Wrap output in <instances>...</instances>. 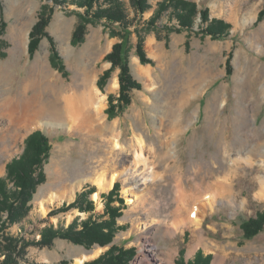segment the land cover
<instances>
[{
	"label": "rangeland",
	"instance_id": "rangeland-1",
	"mask_svg": "<svg viewBox=\"0 0 264 264\" xmlns=\"http://www.w3.org/2000/svg\"><path fill=\"white\" fill-rule=\"evenodd\" d=\"M74 1L0 0V107L2 109L13 95L21 96L30 79L42 76L40 66L36 65L38 60L44 61L46 68L60 78L67 87L65 94L79 90V84L93 76L96 86L106 96L104 114L108 124L116 121L115 133L121 148L115 149L111 138L114 136L109 130L99 136L88 132L87 128L70 131L68 126L60 124L30 128L29 125L38 120L34 118L35 107L26 112L25 119L19 120L18 127L0 109V177L7 174V164L24 153L27 138L33 132L42 131L50 146L39 169L45 180L37 184L27 202L31 207L28 216L5 231L39 240L41 230L49 225L67 226L76 217L83 221L90 215L99 221L108 219L110 205L117 208L119 214L115 220L117 232L111 243L85 246L58 237L51 246H28L27 259L46 264L67 260L68 264H74L78 256L105 248L82 263L85 264L112 245H118L135 250L127 264H140L144 250L154 245L153 264H158L155 259L163 264H168L169 260L172 264H181L194 259L199 251L204 256L211 255L210 264H264V230L246 238L242 228L245 220L264 212V199L256 197L264 166L259 158H254V165L242 161L246 155L243 157V150L237 148L244 133L252 139L251 147L261 139L264 145V17L258 21L260 12L264 11V0H195L199 8H209L210 17L232 24L231 33L225 39L200 32V17L194 29L181 28L171 10L147 27L145 21L153 16L162 0H146L148 7L142 13L131 0H122L132 21L131 33L127 36L129 66L140 83L139 88L128 92L129 102L120 99V68L112 67V62L105 58L125 32L117 25L107 24L105 19L92 20L82 15L85 8ZM100 3L106 5L107 2L101 0ZM43 10L51 16L44 33L38 35L37 48L31 55L30 33ZM80 23L84 26L83 39L74 44L72 37ZM139 33L143 36L147 63L141 61L137 52ZM149 39L155 44L151 48ZM63 47H68V53L63 52ZM138 64L151 65L154 83L141 75ZM109 69L101 88L98 81ZM115 77L119 81L116 89L111 87ZM196 80L203 82L200 90L189 96L177 111L183 93ZM217 94L218 102L221 97L227 99L218 114L214 102ZM51 97L46 94V101ZM217 131H222L221 141L225 144L217 143ZM18 133L20 135L15 137ZM138 135L144 140L143 154L147 163L140 162L133 176L122 175L115 182L114 186L119 185L115 201L108 203L103 197V193H109L114 186L101 192L96 201L92 195L98 188L87 181L75 190V196L57 200L49 205L45 214L41 212L39 201L47 198L52 190L67 189L73 179L90 175L110 161L132 163L139 151ZM164 141L170 143V147L163 145ZM247 145L250 149V143ZM212 153H215L214 163L209 167ZM236 158L241 163L227 181L230 191L227 198L218 200L214 208L199 211L196 215L202 218L200 225L196 224L198 217L192 215L189 226L178 227L176 220L181 218L183 202L177 183L183 180L186 191L195 193L192 186L200 184L204 189L208 180H217L232 169L231 163ZM222 159L223 165L216 169ZM194 167L200 168V174L204 171L195 181ZM203 178L207 180L202 181ZM90 186L94 188L90 193L95 203L93 211L74 207L50 214L64 203L75 201L77 194ZM128 186H136V198L125 193ZM128 196L135 201L129 202ZM6 217V212L0 213V219ZM3 234L0 232V241ZM20 264H25V260H20Z\"/></svg>",
	"mask_w": 264,
	"mask_h": 264
},
{
	"label": "trees",
	"instance_id": "trees-1",
	"mask_svg": "<svg viewBox=\"0 0 264 264\" xmlns=\"http://www.w3.org/2000/svg\"><path fill=\"white\" fill-rule=\"evenodd\" d=\"M55 3H65L67 0H53ZM101 0H75L74 3L79 7H84L85 11L82 15L87 18L105 19L107 24L117 25L125 36L122 40L113 46L111 52L106 55V59L112 62V67L120 68V99L128 101V92L134 88H139L140 83L133 77L129 66L128 59V34L131 33L132 21L128 17L124 3L122 0H103L106 5L100 3ZM138 12L142 13L148 7L146 0H131ZM171 10L172 14L178 20L181 28L194 29L198 17L201 18L199 25L200 32L210 34L216 39H225L231 33L232 24L215 17H210L209 8H199L195 0H162L158 3L157 9L153 16L145 21L148 27L157 23L163 14ZM51 13L41 12L39 20L33 26L30 33L29 52L32 55L38 45V35L44 33V27L48 24ZM264 17V11H261L258 21ZM176 28V27H174ZM84 34V26L80 23L73 34L72 42L78 44L82 41ZM143 36L139 33L137 45L138 55L143 63L149 62L143 48ZM54 60L55 57L53 56ZM61 69V68H60ZM110 69L106 70L103 77L98 81V85L102 88L105 84L104 78L109 76ZM49 140L42 131L33 132L26 142L24 153L13 158L7 164V174L0 177V213L6 212L7 217L1 220L0 232L3 231L2 240L0 241V264H20V260H25V264H46L27 259V247L31 245L51 246L55 238L61 237L69 239L74 243L90 246L94 243L107 245L112 242L117 228L115 220L118 217L117 208L108 205L107 213L109 218L98 220L89 216L83 221H79L76 217L67 226L49 225L41 230V238L26 239L25 237L17 236L6 232L5 229L14 223H19L28 216L31 209L27 205L28 200L32 197L37 184L45 180L44 174L40 167L42 160L49 151ZM39 170V172H38ZM118 187L116 184L109 193H103L108 203H112L114 196L118 198ZM94 191L93 187H89L83 192L77 194L75 201L70 204L62 205L56 211H51L50 214H55L59 211H68L71 208H78L81 211H93L95 208L94 200L90 198V193ZM122 201V199H120ZM244 236L252 238L262 230H264V212L258 214L257 217H251L242 223ZM134 249H125L118 245H112L110 249L101 254L99 257L86 262L85 264H127L131 256L134 255ZM183 251H181L182 253ZM183 256L181 257V259ZM211 255L204 256L199 251L194 259L181 264H210ZM53 264H68L67 260H61Z\"/></svg>",
	"mask_w": 264,
	"mask_h": 264
},
{
	"label": "bare ground",
	"instance_id": "bare-ground-1",
	"mask_svg": "<svg viewBox=\"0 0 264 264\" xmlns=\"http://www.w3.org/2000/svg\"><path fill=\"white\" fill-rule=\"evenodd\" d=\"M154 45H155L154 40L149 39L148 46L151 48ZM63 52L65 54L68 53V47H63ZM135 61L139 63L138 58H135ZM36 65L38 67L40 66L41 71L39 70V73H41L42 76L35 77V79H30L28 83H26L27 81L26 80L23 93L20 94L21 96L16 97L15 95H13L14 97H12L11 100H8L6 104L2 106V109L0 107V109L2 110L0 111L3 113V115L8 114L10 118V122L13 125L18 126L19 120L25 117L26 112L30 111L31 108L35 107L36 113L34 114V118L38 120L32 123L31 125H29L30 128L33 125L39 126L46 124L52 127L55 124H60V125L68 126V128H70V131L79 130V129L80 131H82V130H86L87 128L88 132L90 133L95 132L96 134H99V136L106 134L107 130H109L110 133L114 136L111 138H113L115 149L121 148L118 137H116L117 133H115L117 128L116 121H114L112 125L108 124L106 120V116L104 114L106 96L104 93L100 92V90L96 86L95 79L93 78V76L92 78L89 77L88 80H83L82 84H79L80 85L79 90L74 91L71 94H65L67 87L64 86L60 78H58L53 72H50V70L46 68V63L44 61L38 60ZM138 65L141 75L145 79H148L150 82H153L154 77H153V70L151 68V65H143V64H138ZM36 71H38V69ZM202 85H203L202 80H196L192 83V85L190 84L189 88H187L183 93L182 96L184 97L182 99V102L177 106L176 110L178 111L180 106L186 103V100L189 96H191L192 94H196L200 90ZM81 86H84V88H81ZM118 86H119V81L118 78L115 77L111 87L116 89ZM46 94H50L52 96L49 101H46L45 99ZM217 97L218 94L217 96L214 97V102H215V109L218 107L217 108V114H218L222 106L226 104L227 99L221 97L220 101L218 102ZM245 97L248 98L249 95L246 93ZM217 103H219V106L217 105ZM181 109L183 110L184 108L181 107ZM221 132L222 131H217L216 140L217 143L225 144L224 142L221 141L223 137V134ZM20 134L19 133L15 134V137H18ZM243 135H244V139L237 147L239 150H243L242 151L243 157L244 155H246L241 160L245 161L249 165H254V158H259V160L261 161L260 163L262 164V166H264V145L262 139L259 140L256 145H253L251 147L252 139L247 137L246 133H244ZM247 142L250 143V147H251L250 149L247 148V146H249L247 145ZM162 144L166 145L168 144V142L164 141ZM168 145L170 147V143ZM144 146L145 144L143 138L138 135L139 151L136 153L135 160L132 163L130 164L129 163L126 164L124 162L118 163V161H114V160H113L114 162L112 163L110 161L111 163L108 162L104 166L95 170L90 175L81 176L76 179H73L71 181L69 188L66 187L67 189H64L62 187L63 189L61 188L60 192L52 190V192L47 196V198L41 199L39 201L41 212L45 214L49 208V205L54 204L57 200L62 201L64 199H68L69 197H72V195H74L75 190L77 188H80L87 181H91L97 186L98 191L93 193L92 196L96 201H99L100 193L103 191L110 190L114 186L115 182L119 180L122 175L129 178V176L134 175L137 168L139 167L140 162H143L144 164L147 163V159L146 157H144L143 154ZM214 156L215 153H212L209 157V167H210V163L211 164L212 162L214 163V158H215ZM224 158H226V156H223V159ZM223 159L221 161H218V167H216V169L221 168V165H223L224 163ZM240 163L241 162L238 161L237 158L233 159V163H231L232 169H230L227 173L222 174L217 180H212V181L208 180V186L205 187L204 189H201L200 184L192 186V189L195 188V193L186 191V187L183 186V180L177 183V189L179 191L178 194L180 195L181 200L183 202L182 203L183 212L181 218H178L176 220V223H178L177 224L178 227L189 226L188 223L191 221L192 215L198 217L196 214L199 211H202L207 208H214L218 200L225 197L227 198L230 192L228 190L227 181L233 175L232 172L235 171L234 168L235 167L237 168V166H239ZM179 167L181 169L182 165H180ZM57 171H59V168H57ZM181 171L182 169L179 170V172ZM198 171H200V168L194 167V170L192 172V174L194 175V179H193L194 181L196 180V177H199L204 173V171H202L200 174ZM206 180H207L206 178L202 179V181H206ZM135 187L136 186L134 187L128 186L124 189V191L129 196L135 195L134 197L136 198L137 196L135 194L136 192ZM198 188L199 190L196 191ZM258 189L259 190L256 193V197L259 199H264V175L260 176ZM198 193L201 194L198 195ZM200 198L202 199L201 202H199ZM128 201L134 202L135 200L129 199ZM201 220L202 218L198 217V221L196 222V224L200 225ZM104 249L105 248L99 247L90 254H82L77 258H75L74 264H82L85 260L92 259L96 257V255H99ZM144 251L145 252H143L142 258L140 259L141 261L139 260L140 264H153L152 259L154 260V258H156L154 257L155 255L154 245L153 246L150 245L149 248L145 249ZM155 261L158 264H163V262H160L156 259ZM168 264H172V262L169 260Z\"/></svg>",
	"mask_w": 264,
	"mask_h": 264
}]
</instances>
